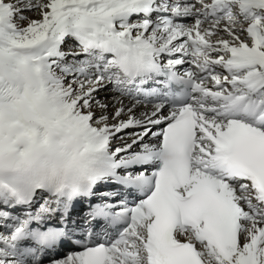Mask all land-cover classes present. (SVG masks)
<instances>
[{
    "label": "snow or ice",
    "instance_id": "6c2138e0",
    "mask_svg": "<svg viewBox=\"0 0 264 264\" xmlns=\"http://www.w3.org/2000/svg\"><path fill=\"white\" fill-rule=\"evenodd\" d=\"M0 264H264V0H0Z\"/></svg>",
    "mask_w": 264,
    "mask_h": 264
},
{
    "label": "bare ground",
    "instance_id": "6f19581e",
    "mask_svg": "<svg viewBox=\"0 0 264 264\" xmlns=\"http://www.w3.org/2000/svg\"><path fill=\"white\" fill-rule=\"evenodd\" d=\"M25 14H26L27 16H29L30 18L39 19V16L36 15L35 13H33V12H27V13H25ZM242 38H243V37H242ZM99 98H100V99H106V102L109 103V105H110V107H109V109H108V112H109V114H111L112 111H114V109L111 107V104H112L111 93L101 92V93L99 94ZM129 131H131V130H129ZM122 143H124V141H122V140H120V139H115V140L113 141V147L120 146ZM112 188H116V187H115V186H112ZM109 189H110V188H108V190H109ZM97 198H99L100 200L102 199V198H100V197H97ZM80 205H83V211H84V213H82V214H84V215L80 214V213L77 212L76 210H75V213L78 214L79 219L82 221V220L84 219V217H85V214H86L87 211L89 210V208H88V206H87L85 203H80V204L77 205V207L80 206ZM68 253H70V252H68ZM61 257H62V256H61Z\"/></svg>",
    "mask_w": 264,
    "mask_h": 264
},
{
    "label": "rangeland",
    "instance_id": "374dc122",
    "mask_svg": "<svg viewBox=\"0 0 264 264\" xmlns=\"http://www.w3.org/2000/svg\"><path fill=\"white\" fill-rule=\"evenodd\" d=\"M245 27H247V24H245Z\"/></svg>",
    "mask_w": 264,
    "mask_h": 264
}]
</instances>
